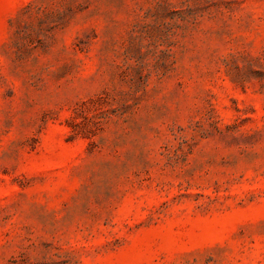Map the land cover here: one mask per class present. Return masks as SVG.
Instances as JSON below:
<instances>
[{
    "label": "rangeland",
    "instance_id": "1",
    "mask_svg": "<svg viewBox=\"0 0 264 264\" xmlns=\"http://www.w3.org/2000/svg\"><path fill=\"white\" fill-rule=\"evenodd\" d=\"M0 264H264V0H0Z\"/></svg>",
    "mask_w": 264,
    "mask_h": 264
}]
</instances>
